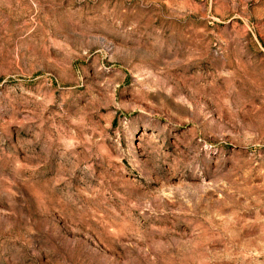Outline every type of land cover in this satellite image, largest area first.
<instances>
[{
    "label": "rangeland",
    "instance_id": "1",
    "mask_svg": "<svg viewBox=\"0 0 264 264\" xmlns=\"http://www.w3.org/2000/svg\"><path fill=\"white\" fill-rule=\"evenodd\" d=\"M0 264H264V0H0Z\"/></svg>",
    "mask_w": 264,
    "mask_h": 264
}]
</instances>
